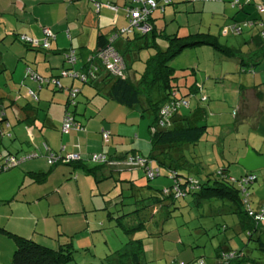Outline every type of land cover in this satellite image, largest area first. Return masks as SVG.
<instances>
[{"label":"crops","instance_id":"crops-1","mask_svg":"<svg viewBox=\"0 0 264 264\" xmlns=\"http://www.w3.org/2000/svg\"><path fill=\"white\" fill-rule=\"evenodd\" d=\"M99 1L103 4L99 9H96L91 0H0L1 39L11 34V39L15 42L20 40V35L43 41L45 38L44 28L49 29L54 35V38L48 39L49 45L47 48L22 46L17 42V47L18 45L25 49L27 47L29 51L11 50L10 54L6 53V57L0 51V111L3 112L0 121L2 127L0 131V152L4 155L12 154L16 156L33 152L38 153L36 158L25 160L19 168L13 170V179L0 180V204L4 206L0 210V214L3 213V210L6 211V213H3L4 216H0V221L2 219L0 222V252L3 255V257L0 256V264H10L11 252L14 248L13 239L3 230L32 237L36 241L49 246H55L59 242L58 238H72V233L76 231V227L82 225L80 212L85 206L82 203L83 199L77 202L80 196L78 194L75 195L76 198L61 195L60 188L67 184L66 181H74L79 191L81 183L90 184L91 180L93 182L100 181L111 176L121 177L123 181H126L127 190L130 193L123 196V189L120 188L117 197V202H120L121 205L120 208L113 211L108 209L112 217L128 211L131 206L128 207L125 203L136 199L139 193L144 198L152 194L154 189L170 185L164 182L158 186L151 183H141L138 180L141 179L144 173L139 169H135L136 167H128L123 163L117 165L104 163L98 166V163L90 160L92 153L103 152L109 158H121L118 159L119 161H122L127 155H140L146 157L149 161L150 158L147 156H149L152 147L149 125L155 118V112L150 108L149 103H154L160 98L159 92L155 89L150 102L142 95L139 103L126 106L106 95L109 83L102 81L100 77L103 75L101 73H99L98 78L99 74L93 81L91 80L92 82L88 81L86 83L76 78L60 75L64 69L84 71L86 60L97 48L98 36L105 35L107 37L116 29L126 25V16L121 7L128 0ZM108 1L120 7L117 12L105 5ZM260 1L252 0V3L245 5L241 12L244 15L255 17L254 4ZM172 2L173 5H170L174 9L173 12H181L180 8L182 7L185 10L191 7L194 11L200 13L206 9L219 17L221 23L231 24L234 21L240 22L248 18H254L244 16L245 18L242 20H237L233 14L230 20L227 19L229 11L227 12L226 5L234 10L229 4V0L209 1L217 3V7L213 10L206 8L205 2H201V4L193 2L192 5H178L188 2L187 0H172ZM167 6H164L163 11L157 9L153 12V24L156 28L163 29L168 34L176 33L178 36L193 33L166 31L163 16L166 14L167 9L169 10ZM252 8L253 13L251 14ZM236 12L238 11L235 10L234 13ZM186 23L188 24L187 21ZM243 28L246 29L245 33H248L246 39L243 37V43L247 46L243 47L239 44V39L234 34L229 36H234L233 40L237 44L235 46L232 44V46L224 45L239 48L243 53L242 57L245 62H239L237 56L229 58L221 51L223 58L217 59L219 62H223V59L233 61L237 66L236 72L239 81L236 82L238 83L237 88H233L236 92L233 100L235 108L232 113L229 112L232 103H227L225 99L216 98L213 92L210 91L209 94L207 91H203L199 96V90L200 88L204 89V85L203 83L198 85V79L194 77L189 85V90L192 92L191 97H185L188 93L178 95L176 93L178 88L175 90V96L185 99L187 104L180 106L172 115L170 127L205 126L199 140L192 145L201 143L211 145L210 151L216 157L214 163H216L217 168L224 169L230 176L243 177L246 173L255 174V179L246 186V192L248 193L247 202L250 209L257 211L264 201V195L259 198L254 207H251L250 200L253 196V186L257 183L259 175L261 184H264V167L255 171H247L239 164L238 168L231 169L232 158L244 157L248 148L255 151L256 154H264V60L255 61V59H260L259 54L256 56V42L252 40L257 32L256 28L248 26H243ZM243 28L242 31H244ZM252 30L255 31L252 32ZM242 31L238 35H241ZM159 38V36L155 37L154 42L163 50L166 46H160ZM142 41L140 40L136 44L135 40L120 37L114 42L127 65L124 76L129 77L134 82H137L140 78L145 59L155 52V49L146 48L142 45ZM11 43L12 45L15 44L14 42ZM141 46L144 48H140ZM70 48L76 49L77 52V60L73 65L64 62L63 52ZM137 62H140L141 67L136 69L134 65ZM220 67L219 72L215 74L220 76H215L217 77L216 82L223 78L224 67L223 65ZM195 70L193 68V73ZM30 73L44 79L56 77L60 87L55 86L52 82L40 83L32 78ZM72 88L79 89L74 98V103H71L69 99V90ZM166 101L167 99L164 100V102ZM146 104L147 106H145ZM217 104H224V107L212 111L216 106H220ZM66 111L71 113L78 127L63 133L61 126ZM207 112H212V115L218 118L220 122L210 125ZM224 114L228 115L227 121L222 120ZM231 116H233V119ZM242 129L245 132H241ZM102 130L110 132L108 142L103 140ZM190 144L183 143L168 148L170 155L166 156V164H168L169 159H172L177 160L175 162L182 163L184 167L189 168L191 171L200 172L202 169V172L206 171V163L192 162V158L188 159L186 156L185 150L189 149ZM45 145L53 152L60 151L62 155L78 153L81 160L77 161L76 164L61 162L49 164L45 157ZM158 150H167V148L162 147ZM90 161L93 163H90ZM151 165L154 164L151 163ZM160 167L164 168V166ZM87 168H92L93 173L87 172ZM119 169H124V171H117ZM79 181L81 182L79 183ZM22 185L25 186V189L20 191ZM53 191L58 193V198L51 202L49 197ZM127 197H130L129 201L122 200V198ZM69 201L76 203V205L69 208ZM14 202L18 205H12ZM148 202L149 198L144 201V204ZM54 203H59L62 209L52 210ZM80 203H82V206ZM176 205L172 206L168 201H165L162 206H150L149 210H145L147 213H144L147 215L146 220L152 216L154 208L162 209L168 218L171 211L177 208ZM105 208L107 209V207ZM218 211L221 213L227 212L225 208L219 207ZM65 214L67 216H62ZM146 220L144 221L146 222ZM129 221L136 222V218L129 219ZM235 223L237 232L242 233L237 224V219ZM259 224L261 229H264V221ZM7 238L13 242L7 241ZM138 239L142 240V238ZM131 240L133 239L128 241ZM127 242L116 250H129L131 246ZM249 242H251L252 248L257 249L254 242ZM222 248V245H219L216 249L221 250ZM247 248L248 246L244 248L245 255L250 256L249 258L258 264L264 263V260L258 257L252 259L251 254L247 252ZM141 250L140 264H143L144 251L142 244ZM258 251L264 254V252ZM218 252L215 250L216 256ZM115 258L112 259V262L120 264L121 262L118 261L119 255L116 251ZM121 261H124L121 264H131L130 255L126 254ZM217 262L215 257L214 262L210 264H217ZM109 263L111 262L109 261Z\"/></svg>","mask_w":264,"mask_h":264},{"label":"rangeland","instance_id":"rangeland-1","mask_svg":"<svg viewBox=\"0 0 264 264\" xmlns=\"http://www.w3.org/2000/svg\"><path fill=\"white\" fill-rule=\"evenodd\" d=\"M192 3L193 2L188 1L178 5H192ZM198 3L201 4V2ZM171 5L167 6L169 10L167 9L166 14L163 16L167 32H207L208 34L217 37L219 43L222 45L232 44L235 46L237 44L233 40L234 36H229L231 33H229L228 37L220 35L219 30L229 23H221V19L213 15L211 11L205 9L204 12L202 11V13H200L194 11L191 7L186 10L182 7L180 8L181 12H173L174 9ZM216 5L217 3L215 2H205V7L211 8L212 10L217 7ZM228 6L226 5L228 9L227 12L229 11V14L227 13V19L229 20L233 14L236 16L237 20H242L245 17H254L252 15H244L241 11L234 13L237 8L231 10ZM251 10L252 14L253 8ZM254 13L256 14L254 18L261 19V22L263 21L264 23V11L258 12L254 9ZM162 21L161 18V22ZM243 30L244 31H242L241 35H234L238 37L239 44L245 47L247 45L243 43V37L246 39L248 33H245V28H243ZM254 31L255 30H252V32ZM10 35L3 39L0 38V51L3 53L4 57H6V53L10 54L11 50L15 49H18L20 52L25 50L29 51L27 50V47L26 49L19 45L17 47V42L22 46L25 45L30 47L31 45L29 43L22 40L15 42L11 39ZM21 36L22 35H20V37ZM11 42H14L15 44L12 45ZM158 42L160 46H166L165 39L159 38ZM144 53L142 54V57ZM218 58H223L221 52L210 44H199L182 49V51L170 61V64L175 69V77H177L174 79V82L178 86L176 93L178 95L188 93L185 97H191L190 95H192V92L189 90V85L190 82L192 83V79L196 77L198 79V85H202L201 83L204 85V89L200 88L199 90V96H201V92L203 91H207V93L210 91L213 92L216 98L225 99L227 103H232V107L229 109V112L232 113L235 108L233 100L236 92L233 88H237L238 83L236 82L239 81L238 73L236 72L237 66L233 61L226 59H223V62L221 61V63L217 60ZM221 65L224 67L223 78L216 82L217 77L215 76L219 75L215 74L219 72ZM140 67V62L135 63L134 68L137 69ZM191 68L196 69L194 73ZM214 68L215 70H213ZM144 102L146 103L145 100ZM145 106H147V104ZM221 107H224V104L216 106L212 111L218 110ZM191 108L193 110V106ZM207 113L209 115L210 125L218 124L220 122L218 118L212 115V112ZM231 118L233 119V116H231ZM222 120L227 121L228 115L224 114ZM241 132H245L244 129H242ZM239 135L241 134L239 133ZM210 147L211 145L207 143L195 145L190 144L189 149L185 150L186 156L188 159L192 158V162H200V164L206 163V171L202 172L203 169L200 170V174L196 175V177L202 178L203 175L205 176L218 169L216 163H214L216 157L211 153ZM196 155L199 156L195 157ZM240 158L241 157L232 158L231 169L234 170L236 167L238 168V161ZM90 163L93 162L90 161ZM19 166L20 164L16 167L0 172V180L13 179L12 172L16 168H19ZM135 169L142 171V168L140 167H136ZM117 171H124V169H119ZM167 173V168L160 167V173L158 176L147 180L146 176L143 175L138 181L141 183H151L154 186H158L163 182L171 184V179ZM260 180L261 177L259 175L257 183L253 186V190L251 188L253 192L252 200H250L251 207H254L258 203L259 198L264 195V184H261ZM80 182L81 181H79V183ZM66 183L67 184L60 188L61 195L64 194L76 198L75 195L78 194V196H80L78 197V200H75L80 202L83 199L84 201H82V203L85 206L80 212L82 225L76 227V231L72 233L73 236L71 238V240H73V248L76 250L74 252V262L77 264H116L115 262H112V259L115 258L116 249L124 246L128 240L138 238H142L141 244L144 251L143 264H177L178 262H183L185 264H199L200 260L205 264H210L214 262L215 257L219 262L220 260L215 253V250L219 245H222L223 247L221 252L228 251L231 248L244 249L248 246L247 252L251 254L252 259L253 257H258L261 260H264V254L257 249L252 248L253 246L247 239L246 233L237 232L235 215L228 212L221 213L218 211L217 206H222V203L217 200L212 199L211 201H202L201 204H196L192 199L181 198L178 202V208L173 209L168 218L165 216L166 213H164L162 209L159 210V208H154V213L151 216L152 218L150 217L146 220L141 228L134 230L130 234H126L113 219H110L107 216L109 210L113 211L121 206L120 202H117L120 188L123 189V196L130 193V191L127 190L128 186L126 185V181H123L121 177L117 178L114 176L103 178L100 181L93 182L91 180L90 184L81 183L79 191L77 190L74 181H66ZM35 187L37 188L38 186ZM24 189L25 186L22 185L20 191ZM56 198H58V193L56 191L51 192L49 197L51 202ZM129 198L130 197L122 198V200L127 202L130 200ZM14 203L12 205H18L17 203ZM82 203H80L81 206ZM75 205L76 203L74 202H68L69 208ZM53 206L52 210L57 208L62 209L59 203H54ZM3 207L4 206L0 204V210H2ZM105 207H107V209ZM3 213H6V211L3 210ZM3 213H1L0 216H4ZM62 216L67 215L65 214ZM7 241L12 240L7 238ZM0 256L3 257L1 252ZM109 261L111 263H109ZM122 262L124 261H121V263Z\"/></svg>","mask_w":264,"mask_h":264},{"label":"trees","instance_id":"trees-1","mask_svg":"<svg viewBox=\"0 0 264 264\" xmlns=\"http://www.w3.org/2000/svg\"><path fill=\"white\" fill-rule=\"evenodd\" d=\"M94 5L95 1L100 2L99 0H91ZM155 4L154 7L150 8L148 14L145 15L143 21L149 25V29L147 31H141L139 29H132L130 33L123 32L119 33L121 28L128 26L129 16L126 12V8L130 6L132 0H128L126 4H124L121 9L123 10L126 16V25L116 29L107 37L105 35H99L97 38V48L92 52V55L104 48L109 43V38L114 34L118 33V37L114 39L112 45L115 47L114 42L118 38L124 39H132L135 40L136 44L142 41V45L146 46V48H153L155 52L149 55L144 61V68L140 74V78L137 82L132 81L129 77L124 76L125 70L127 69V65L124 61L122 54L117 50L118 54L123 58L124 61V71L123 76L116 77L112 76L103 68H99L96 76L101 73L103 76L102 81H107L109 83L108 90L106 95L109 98L114 99L115 101L126 105L132 106L140 102V97L143 95L146 99H152V93L156 89L159 92L160 98L154 102L149 103L150 108L155 112V118L149 125L150 135H151V151L149 157L151 159V163L153 166H164L168 169V175L171 179V184L167 187H161L154 189V192L149 196L142 197V194H138L137 198L129 201L126 206H131L128 211L124 214H117L112 217L111 212L109 211L108 217L110 219H114L115 223L122 228V230L128 234L133 232L136 229L141 228L144 224V220H146V209L149 210L150 206H162L165 201H168L172 206L178 208V202L181 198H189L196 202V204H201L203 201H211L212 199L217 200L222 203V206L219 205V208H225L228 213H232L235 215L237 219V224L241 228L242 232L246 233L247 239L249 241L254 242L256 248L262 252H264V229H261V225L259 224L255 218L254 214H252V210L250 209L248 202H244L243 192L239 185L240 178L242 177H233L230 176L224 169L220 168L217 171L208 173L202 178L196 177V175L200 174L199 171H191L189 168L184 167L182 163L175 162L177 160L169 159L168 164H166L167 155H170V150L168 148L173 146H178L183 143H195L199 140L200 136L203 134L205 130V126L197 125V126H183V127H170V123L166 127H159L157 129H153V127L157 123V119L159 116V111L164 104V100H168L170 98L179 99V97L175 96V90L178 88L176 83L174 82L175 77L174 68L170 64V61L176 57L182 49L189 46L199 45V44H210L213 45L217 50L225 53L229 58L238 57V61L243 63L245 62L242 57V51L239 48H231L219 43L217 37L210 35L208 33L196 32L190 33L184 36H178L176 33L168 34L163 29H157L153 24V12L157 9L163 11L164 6L172 4V0H152ZM191 2H209V1H221V0H187ZM101 3V2H100ZM252 3V0H239V5H232V0H229V4L232 8H237V11H243V7ZM264 0H261L259 3H255V10L258 12L264 11L258 9V5H262ZM103 4V3H101ZM105 5L107 6H115L117 10L120 8L118 5L113 2L108 1ZM247 22H251V24H247ZM233 25H237L239 27V31L236 32L231 30L230 27ZM243 26L255 27L257 32L255 33L252 40L256 42L257 52L256 56L259 54L260 59H255L259 61H263L264 59V35L261 33L264 31V23L261 22V19L251 18L247 20H243L240 22H233L231 24L225 25L220 29V35L228 36L231 34L241 33ZM227 28V32L224 33L223 30ZM160 37L165 39L167 42L165 49H160L156 43L154 42L155 37ZM198 39V40H197ZM33 47V46H30ZM39 48V47H36ZM140 48H144L141 46ZM138 48V49H140ZM76 50V49H75ZM65 52V51H64ZM63 52V54H64ZM77 56V52H76ZM91 56V55H90ZM77 58V57H76ZM253 60V59H252ZM88 61L86 60V64ZM102 69V70H100ZM193 70V69H191ZM100 74L97 76V78ZM93 81V80H92ZM91 81V82H92ZM167 148V150H158L160 148ZM53 152V151H52ZM60 152V151H59ZM58 153V152H55ZM162 156V157H160ZM36 158V157H34ZM146 158V157H145ZM149 159V160H150ZM47 160V158H46ZM79 161V160H78ZM68 163V164H76L77 161H69L64 162L58 160L54 163ZM175 164H174V163ZM101 166L103 164H97ZM160 168V167H159ZM87 172L93 173L92 168H87ZM142 171L144 173V168L142 167ZM1 172V171H0ZM166 174V175H167ZM249 173H246L247 175ZM145 175V174H144ZM146 176V175H145ZM158 176V175H157ZM149 180L150 178L146 176ZM132 196V195H131ZM140 196V197H139ZM135 198V196H133ZM149 198V202L144 204ZM226 202V204H225ZM147 211V210H146ZM136 222H131L129 219H135ZM3 230V229H2ZM9 237H11L14 241V248L12 251L10 264H77L74 262V252L76 251L73 248L70 237L59 239L58 243L55 246H49L47 244L41 243L33 239L29 236H23L14 232H9L3 230ZM131 248L127 251L116 250L119 255L118 261L126 256V254L130 255L131 264H140L141 263V240L133 239L130 242ZM220 250V249H219ZM216 249V252L219 251ZM244 249H234L231 248L228 251L221 252V250L217 253V257L220 260L217 264H258L251 260L249 256L245 255ZM232 252L235 254V257L232 260H229L227 263L224 262L220 257L222 253ZM203 262V261H202ZM121 264V263H120ZM203 264H205L203 262ZM264 264V263H260Z\"/></svg>","mask_w":264,"mask_h":264},{"label":"built area","instance_id":"built-area-1","mask_svg":"<svg viewBox=\"0 0 264 264\" xmlns=\"http://www.w3.org/2000/svg\"><path fill=\"white\" fill-rule=\"evenodd\" d=\"M248 1V0H247ZM132 3L130 6L126 8V12L129 16L128 26L121 28L119 30V33L128 32L130 33L132 29H139L141 31H147L149 29V25L143 21L146 14L149 13L150 8L154 7L155 4L152 0H132ZM101 3L95 1V7L96 9H99L101 7ZM232 5H239V0H232ZM113 11L117 10V7L115 6H108ZM259 10L264 9V3L262 5H258ZM247 24H251V22H247ZM231 30H234L236 32L239 31V27L236 25H233L230 27ZM43 32L45 34V38L43 41H38L26 36H21L20 40L29 43L33 47H42L47 48L48 47V39L54 38V35L50 32L49 29L44 28ZM224 33L227 32V28L223 30ZM264 35V31L261 32ZM118 33H114L109 38V43L102 49L96 51L93 55L88 57L86 64V69L84 71H74V70H68L64 69L61 71V76H68L71 78H76L81 82H88L91 80H94L96 78V73L98 72L99 68H103L104 71L109 73L112 76L121 77L123 76V71L125 68L123 58L118 54L115 47L112 45V42L116 37H118ZM64 56V62L73 65L76 60V50L73 48H70L66 50L63 54ZM264 60V59H263ZM32 78L38 80L40 83L43 82H52L57 87H60V83L56 77L51 79H44L41 76H38L36 74L30 73ZM79 89L78 88H72L69 90V99L71 103H74V98L76 97ZM187 101L183 98H170L168 99L164 104H162L158 121L156 125L153 127V129H157L159 127H166L172 115L177 111V109L180 106L186 105ZM3 117V112L0 111V121ZM78 125L74 121L73 116L69 111H66L63 117V122L61 126V131L63 133L68 132L71 129L77 128ZM2 130V127L0 126V131ZM102 136L103 140L105 142H108L110 139V132L108 130H102ZM45 150V157L47 158L48 163H54L58 160L69 162V161H78L81 160V157L78 153H67L65 155H62L60 152L55 153L48 149V147L44 146ZM38 153H27L20 156L7 154L4 155L0 152V171H5L10 168L16 167L17 165L21 164L27 159L37 157ZM117 159V160H116ZM118 159L121 158H109L107 157L103 152L99 153H92L90 155V160L94 163L98 164H106L111 163L114 165H117L118 163H123L125 166L128 167H140L144 168V173L147 177L153 178L160 173V168L157 166L149 164L150 160L148 161L147 158L142 157L140 155H127L123 158L122 161H119ZM255 174L249 173L243 177L240 178L239 185L243 192V198L244 202H247V196L248 193L246 192V186L249 185L254 179ZM252 211V210H251ZM252 214H254V218L258 222L264 221V201L261 203L259 209L257 211H252ZM235 257V254L232 252L222 253L221 259L224 260L225 263H227L229 260H232ZM177 264H185L183 262H178ZM199 264H203V262L200 260ZM241 264H248V263H241Z\"/></svg>","mask_w":264,"mask_h":264},{"label":"water","instance_id":"water-1","mask_svg":"<svg viewBox=\"0 0 264 264\" xmlns=\"http://www.w3.org/2000/svg\"><path fill=\"white\" fill-rule=\"evenodd\" d=\"M238 162L247 171H255L264 167V154H256L255 151L248 148L245 156L240 158Z\"/></svg>","mask_w":264,"mask_h":264}]
</instances>
